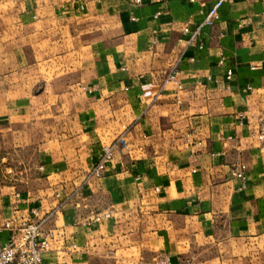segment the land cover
Returning <instances> with one entry per match:
<instances>
[{
	"label": "crops",
	"instance_id": "0c3cea01",
	"mask_svg": "<svg viewBox=\"0 0 264 264\" xmlns=\"http://www.w3.org/2000/svg\"><path fill=\"white\" fill-rule=\"evenodd\" d=\"M212 3L0 0V165L14 181L0 189V244L5 223L50 213L43 264H155L160 252L264 264V0L224 4L202 50L179 62L181 89L165 82L182 27ZM120 137L104 176L89 178ZM239 162L244 182L230 174ZM98 213L110 218L88 226Z\"/></svg>",
	"mask_w": 264,
	"mask_h": 264
},
{
	"label": "built area",
	"instance_id": "2783aa9c",
	"mask_svg": "<svg viewBox=\"0 0 264 264\" xmlns=\"http://www.w3.org/2000/svg\"><path fill=\"white\" fill-rule=\"evenodd\" d=\"M142 0H134L136 5L141 4ZM195 0H189L193 3ZM236 0H213L212 5L204 13L202 20L199 23L192 24L190 21L184 24L181 31V37L177 40L178 44L183 45V49L177 55L176 59L169 63V69L165 77L166 83H172L176 90L181 89L179 81L180 70L179 62L185 55L186 51L193 47L196 51L202 50V44L198 43V37L206 28H212L220 20L221 9L226 3H233ZM160 13L154 15L157 19ZM135 21L134 18L131 19ZM193 25V27H192ZM240 27V25H239ZM152 34L155 35L156 31L153 30ZM157 41L154 39L153 44ZM194 56L190 57L189 62H194ZM225 61L223 55L220 56L219 64L222 65ZM232 77V72H226V80L229 81ZM249 89V88H248ZM191 134L187 135V141L190 140ZM255 138L259 144L264 162V123L260 125L255 133ZM228 140L231 138L228 137ZM123 138H117L114 142L104 145L98 155L96 163L88 173L89 178H101L104 176L107 166L113 161L116 152L124 148ZM202 147L200 141H195L191 144V154L196 155ZM211 157L215 154L211 153ZM246 166L244 163H235L230 168L232 177L245 181ZM34 218H26L21 220L17 225L5 223L3 228L10 231L11 236L9 239L0 244V264H43V254L51 249L53 240L52 231L46 227L50 221L52 214H46L42 217L34 215ZM110 218V213H98L88 220L87 225L99 224ZM75 248V246H73ZM155 264H171L169 256L164 253H158L155 256ZM179 264H196L193 259H184Z\"/></svg>",
	"mask_w": 264,
	"mask_h": 264
},
{
	"label": "rangeland",
	"instance_id": "374dc122",
	"mask_svg": "<svg viewBox=\"0 0 264 264\" xmlns=\"http://www.w3.org/2000/svg\"><path fill=\"white\" fill-rule=\"evenodd\" d=\"M4 153V152H3ZM2 152H0V156L3 154ZM14 154V153H13ZM33 152H28L27 154H25V164L24 165H27L28 164V166H26L25 168V174H28V173H32L33 172V170H29L28 168H30V166L32 165V163H33ZM15 160H21V159H18V157L17 156H12V161H10L9 162V164H10V168L12 169V173H15V171L14 170H16V172H19L20 170H24V169H21V167H22V164H18V163H16L15 162ZM23 165V166H24ZM7 166H5V165H0V189H2V188H4V187H9V186H11L12 185V183H14V181L10 178V176L11 175H13V174H11V172H9V173H7V171H6V168ZM16 167H20V169H15ZM13 178H15L16 179V177L14 176ZM21 185V184H20Z\"/></svg>",
	"mask_w": 264,
	"mask_h": 264
}]
</instances>
